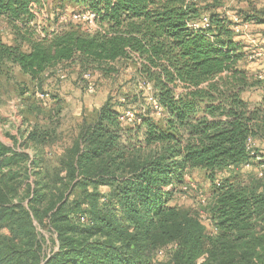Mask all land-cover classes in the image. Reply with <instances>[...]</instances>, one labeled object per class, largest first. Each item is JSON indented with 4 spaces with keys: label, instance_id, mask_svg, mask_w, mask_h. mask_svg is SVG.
Here are the masks:
<instances>
[{
    "label": "trees",
    "instance_id": "trees-1",
    "mask_svg": "<svg viewBox=\"0 0 264 264\" xmlns=\"http://www.w3.org/2000/svg\"><path fill=\"white\" fill-rule=\"evenodd\" d=\"M48 1L0 0L14 35L12 45L0 36V80L18 68L43 91L46 76L66 67L82 80L134 72L78 131L62 129V99L43 91L59 107L30 109L20 138L7 131L13 144L0 140V264H264V153L248 149L264 142V93L256 103L244 97L264 82L241 67L237 23L216 0H67L98 28L58 18L40 34L32 9ZM204 16L208 28L192 27ZM127 112L141 122L125 127ZM7 123L0 115V130ZM143 147L153 151L143 156ZM247 166L263 175L217 179ZM194 170L213 183L203 219L171 205ZM37 223L57 249L47 252Z\"/></svg>",
    "mask_w": 264,
    "mask_h": 264
},
{
    "label": "rangeland",
    "instance_id": "rangeland-1",
    "mask_svg": "<svg viewBox=\"0 0 264 264\" xmlns=\"http://www.w3.org/2000/svg\"><path fill=\"white\" fill-rule=\"evenodd\" d=\"M215 2L220 6L217 10L218 12L225 13L233 21L235 19L238 21L241 32L239 34L236 33L237 40L241 42V45L244 47L243 51L247 54L244 62L241 63V67L245 68L255 78L259 74H264V60L258 56L260 52L264 51V24L252 21L245 22L243 17L240 16L249 14L256 19L264 20V0H216ZM76 10L75 5L70 1L49 0L44 8L38 9L37 24L39 33L42 34L44 30H53L58 18L60 23L70 20L75 24H84L86 26L82 20L76 19V15L79 13ZM90 27L89 31L95 29L92 25ZM11 33L8 24L4 20H0V36ZM116 65L118 67L121 66L120 63ZM131 68L127 73L117 75L116 77H104L101 74L92 73L90 80L96 88L93 93L87 92V83L81 79V75L74 74L69 67L59 71L58 75L64 76L63 79L52 74L46 76L43 91H48L51 95H58L62 99V129L66 132L77 130L84 120L91 121L93 119L95 113L109 97L117 95L116 93L122 89H128L127 84L134 72ZM25 90H27V93L24 95L25 98L18 96L20 92ZM43 91L39 84L35 85L28 76L21 72L15 71L13 79L9 82L5 79L0 80V114L8 120L7 126L0 130V140L2 142L8 145L13 144L12 140L6 137L5 134L8 131L14 135L19 121H23L24 123V117L31 113L30 109H34L33 114H36L38 108L47 112L51 108L56 109L59 107L53 98H47L46 101L37 100L36 94L43 93ZM263 93L262 88H257L249 90L247 95L251 99V102H257ZM43 111L41 113L46 114ZM152 115L159 121L163 119V116L157 113L153 112ZM29 118L34 119L33 115L29 116ZM140 122L138 119L136 123L134 117L133 122L125 123V127H131ZM24 127L26 126L24 125ZM16 137L20 138L19 132ZM137 147L139 148L140 146ZM25 151L32 154L36 149L31 147L26 148ZM151 151H153L152 148H141L143 156L148 155ZM248 174L246 171L234 173L232 176L227 175V173H219L217 174V179H224L226 177L232 179V177H237L238 181H240L243 180V177H247ZM107 191V187H100L99 189V192L102 194ZM212 193L213 183L209 179V176L202 170H194L189 173L186 185L182 188V192L175 195L171 205L199 214L203 219L206 217V210L212 201ZM77 197H80V193L75 192L71 196L70 203ZM86 221L85 219H81L80 223H85ZM37 230L46 241L48 253L51 248L57 249V245L53 242V240L57 239V236L55 233L49 231V226L44 228L37 223ZM173 249L174 246L165 248V250L158 253L156 260L167 258Z\"/></svg>",
    "mask_w": 264,
    "mask_h": 264
},
{
    "label": "built area",
    "instance_id": "built-area-1",
    "mask_svg": "<svg viewBox=\"0 0 264 264\" xmlns=\"http://www.w3.org/2000/svg\"><path fill=\"white\" fill-rule=\"evenodd\" d=\"M32 11H33V13H34L35 15L38 16V8H37V6H34L33 9H32ZM76 19H78V20H82V21H83V20H84V21H87V22L89 23L90 26L92 25L93 28H95V29H93V30H96V29L98 28V26H97L96 23H95V16H94V15H87V14H83V13H78V14L76 15ZM235 23L238 24L237 19H235ZM209 25H210V20H209V18H208L207 16H204V17H202V19L200 20V22H194V23L192 24V27H194V28H196V29H199V28H208ZM90 28H91V27H90ZM240 32H241L240 26H239V25H236V27H235V33L239 34ZM258 56H259V58H261L262 60H264V51L260 52ZM61 78L63 79L64 76H61ZM90 78H91V74H90V73H86V74L83 76V80L85 81V83H87V84H86V90H87V92H89V93H93V92H95V89H96V88H95V86L91 83ZM257 78H258L259 80H261L262 82H264V74H259V75L257 76ZM36 97H37V99H39L40 101H46L47 98H49V94H48V93H45V92H43V93H37V94H36ZM152 103H153L155 109L158 110V109H159V106H158V104H157V101H156L155 99H152ZM134 117H135V116H134V113H132V112H127L126 114H124V115L122 116L121 119H122V121H124V122H133ZM254 147H255V145H254L253 140H249V142H248V149H249L250 151H252ZM247 167H250V166H247Z\"/></svg>",
    "mask_w": 264,
    "mask_h": 264
},
{
    "label": "crops",
    "instance_id": "crops-1",
    "mask_svg": "<svg viewBox=\"0 0 264 264\" xmlns=\"http://www.w3.org/2000/svg\"><path fill=\"white\" fill-rule=\"evenodd\" d=\"M0 20H4V19H2V18H0ZM5 21V20H4ZM6 22V21H5ZM234 22H235V20H234ZM7 23V22H6ZM238 25V24H237ZM10 33H11V31H10ZM2 37V39H3V41L5 42V43H7V44H10V45H12L13 43H14V35L11 33V34H7V35H2L1 36ZM15 71L16 72H20V70L18 69V68H16L15 69ZM263 96V95H262ZM262 96L257 100V102H259V101H261V98H262ZM244 97H245V99H247V100H249V101H251V99L250 98H248V95H247V93L244 95ZM254 103H256V102H254ZM20 107V106H19ZM20 109L22 110V108L20 107ZM1 115V114H0ZM2 116V115H1ZM2 117H4V116H2ZM20 124H21V126H20ZM7 126V125H6ZM5 126V127H6ZM26 127H24V125H23V121H19V123H18V126L16 127V133H14V135L13 136H17V133L20 131V130H24ZM19 138V137H18ZM254 145L255 146H258L260 149H262V152L264 153V142H262V141H254ZM242 172L243 171H246L247 173H249L248 175H247V177L249 176V175H251L252 173H254V174H256L257 176H262L263 175V171H262V168H260V167H246L245 169H243V170H241ZM224 173H227V175H230V176H232V174L234 175V173H237V172H224Z\"/></svg>",
    "mask_w": 264,
    "mask_h": 264
}]
</instances>
